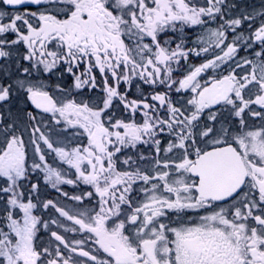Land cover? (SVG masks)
Returning <instances> with one entry per match:
<instances>
[{"label":"snow or ice","instance_id":"6c2138e0","mask_svg":"<svg viewBox=\"0 0 264 264\" xmlns=\"http://www.w3.org/2000/svg\"><path fill=\"white\" fill-rule=\"evenodd\" d=\"M0 264H264V0H0Z\"/></svg>","mask_w":264,"mask_h":264}]
</instances>
